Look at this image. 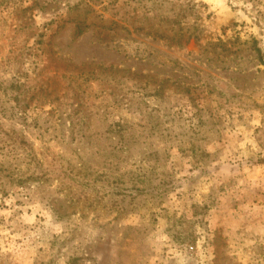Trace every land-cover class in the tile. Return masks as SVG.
<instances>
[{"label": "rangeland", "instance_id": "1", "mask_svg": "<svg viewBox=\"0 0 264 264\" xmlns=\"http://www.w3.org/2000/svg\"><path fill=\"white\" fill-rule=\"evenodd\" d=\"M0 264H264V0H0Z\"/></svg>", "mask_w": 264, "mask_h": 264}]
</instances>
